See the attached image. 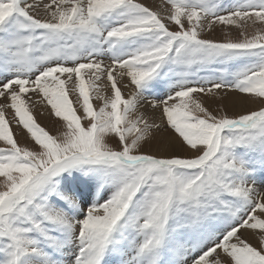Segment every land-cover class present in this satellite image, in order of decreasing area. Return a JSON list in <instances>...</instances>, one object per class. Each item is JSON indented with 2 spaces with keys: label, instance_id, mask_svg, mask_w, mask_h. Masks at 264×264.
<instances>
[{
  "label": "snow or ice",
  "instance_id": "snow-or-ice-1",
  "mask_svg": "<svg viewBox=\"0 0 264 264\" xmlns=\"http://www.w3.org/2000/svg\"><path fill=\"white\" fill-rule=\"evenodd\" d=\"M229 93L264 101V0H0V264H264V104Z\"/></svg>",
  "mask_w": 264,
  "mask_h": 264
},
{
  "label": "rangeland",
  "instance_id": "rangeland-1",
  "mask_svg": "<svg viewBox=\"0 0 264 264\" xmlns=\"http://www.w3.org/2000/svg\"><path fill=\"white\" fill-rule=\"evenodd\" d=\"M142 2L150 4V2H148L146 0H142ZM158 2L163 3V0H159ZM225 2L227 5V4L233 3V0H225ZM211 35L217 39H223L225 36H228V35L235 37L237 35V33L234 30L230 31L227 28H220L217 26V27H215V30L211 33ZM125 83H127V82L125 81ZM128 89H122V91H124V94L126 97L128 95V92H130L132 90L131 88H128ZM149 99H151V97H149ZM205 99H207V98H205ZM33 100L38 101L39 97L33 96ZM93 103H94V105L99 106L102 103V101L94 100ZM262 104H264V101H261L259 98H256L253 102L249 103L242 110H240L237 107H232V106H228L227 110L230 113H239V112L245 111V110H258V108ZM143 106H144V104H143ZM143 106L141 107L140 110L145 112L146 115L152 116L153 113H151V114L148 113L149 111H151L149 109L148 104L145 105L144 107ZM212 106L215 108H220V107H224V103H213ZM9 110H7V115H8V118L11 120L12 110L11 109H9ZM31 110H32V113H33L34 117L36 118L37 122L40 123L46 129H48L49 131H52L54 133L58 128H60L61 122L58 120V118H56L54 116V114L51 111L50 105H47L46 101L36 103L35 105L32 106ZM155 116L157 117L156 114H155ZM11 122H12V126H13V131L19 133L18 142H20L22 144L23 143H30V141L27 139L26 133L18 125H16L14 120H12ZM157 122H159L158 117H157ZM0 146H2V145H0ZM261 176H264V173L258 174L256 179L259 180L261 178ZM253 245L259 246V242H257V244L253 243ZM110 264H111V262H110Z\"/></svg>",
  "mask_w": 264,
  "mask_h": 264
},
{
  "label": "bare ground",
  "instance_id": "bare-ground-1",
  "mask_svg": "<svg viewBox=\"0 0 264 264\" xmlns=\"http://www.w3.org/2000/svg\"><path fill=\"white\" fill-rule=\"evenodd\" d=\"M146 1H148V2H150V4H160L157 0H146ZM29 2H31V0H29ZM126 81V80H125ZM127 82V81H126ZM128 89V88H127ZM129 90V89H128ZM129 93V92H128ZM239 97L237 96V94L236 93H229V99L228 100H226V101H224L223 103L224 104H227L228 106H232V107H237V108H239L240 110H242L243 108H245V106H247L249 103H251V102H253L255 99H252V98H250V97H245L244 99L245 100H247L248 102H246V103H232V100H234V99H238ZM145 105H147V103H144V106ZM143 106V107H144ZM149 109H150V107H149ZM151 110V109H150ZM10 111V110H9ZM149 114H151V113H153L152 112V110L151 111H149L148 112ZM12 114V113H11ZM156 115H157V117L159 118V111H157L156 113H155ZM251 242L252 243H254V244H257V242H259V237H258V235L256 236V238H254V239H252L251 240Z\"/></svg>",
  "mask_w": 264,
  "mask_h": 264
}]
</instances>
